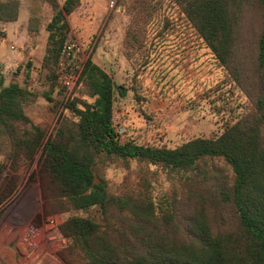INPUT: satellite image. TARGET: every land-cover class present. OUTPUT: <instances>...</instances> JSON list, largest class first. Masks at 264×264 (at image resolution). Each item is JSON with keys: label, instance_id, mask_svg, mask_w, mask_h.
Listing matches in <instances>:
<instances>
[{"label": "rangeland", "instance_id": "obj_1", "mask_svg": "<svg viewBox=\"0 0 264 264\" xmlns=\"http://www.w3.org/2000/svg\"><path fill=\"white\" fill-rule=\"evenodd\" d=\"M19 1L18 21L0 23V75L6 85L18 83L29 90L25 112L46 130L48 139L65 119L77 120L68 111V103L74 99L92 103L94 98L84 85L71 93L60 85L51 90L53 77L43 61L46 27L54 12L44 0ZM65 1L58 0L60 5ZM67 20V40L82 44L86 56L127 90L125 97L117 95L114 104V126L123 130L122 142L175 149L197 138L217 137L254 111L247 90L257 77V44L264 28L262 11L255 6L245 10L238 52L230 68L223 67L170 0H80ZM11 151L12 146L0 139V193L10 180L15 179L17 186L0 206V233H18V241L26 238V251L20 249L24 255L18 264H66L61 258L66 247L57 242L60 226L71 217L92 218L105 225L106 216L92 208L47 219L39 173L42 150L34 159L23 155L18 162ZM208 165L215 183L233 175L223 160L208 161ZM94 170L95 178L106 182L111 198L130 196L152 202L161 218L172 213L182 224L195 212L196 201L188 199L184 176L159 165L101 157ZM109 208V217H119L113 203ZM210 218L216 232L237 227L231 207L216 217L211 213ZM53 237L55 242L50 240ZM40 248L42 254L37 255ZM0 260L6 264L8 258Z\"/></svg>", "mask_w": 264, "mask_h": 264}, {"label": "trees", "instance_id": "obj_2", "mask_svg": "<svg viewBox=\"0 0 264 264\" xmlns=\"http://www.w3.org/2000/svg\"><path fill=\"white\" fill-rule=\"evenodd\" d=\"M44 1L54 12L46 27L43 61L53 77V90L60 85L54 73L70 31L67 17L80 0H66L63 5L58 0ZM170 1L225 68L237 55L246 8L255 6L264 18V0ZM20 7L19 0H0V23L17 22ZM257 48V77L247 90L254 111L217 137L197 138L175 149L121 141L114 126V104L117 95L125 97L127 90L91 59L75 90L84 85L94 102L68 103L77 120L65 119L48 139L46 130L25 112L29 90L18 83L6 85L0 75V139L12 146L16 162L23 155L32 160L42 150L39 173L45 217L92 208L106 216L105 225L92 218L71 217L60 226L66 240L61 258L66 264H264V28ZM101 157L138 160L184 176L188 199L197 205L187 224L172 213L162 219L152 202L130 196L111 198L104 180L95 184L94 169ZM215 160L230 166L229 180L215 183L210 178L208 161ZM14 180L4 185L0 206L14 195ZM110 203L119 217H109ZM226 207L234 210L237 227L216 232L210 215H222Z\"/></svg>", "mask_w": 264, "mask_h": 264}, {"label": "built area", "instance_id": "obj_3", "mask_svg": "<svg viewBox=\"0 0 264 264\" xmlns=\"http://www.w3.org/2000/svg\"><path fill=\"white\" fill-rule=\"evenodd\" d=\"M87 50L82 44L73 40H67L62 48L58 65L55 71L59 84L71 93L78 86L81 75L88 61ZM122 129L116 130L118 136L122 134ZM51 241H56L53 237ZM58 245H66V240L60 235Z\"/></svg>", "mask_w": 264, "mask_h": 264}, {"label": "crops", "instance_id": "obj_4", "mask_svg": "<svg viewBox=\"0 0 264 264\" xmlns=\"http://www.w3.org/2000/svg\"><path fill=\"white\" fill-rule=\"evenodd\" d=\"M20 237L23 238L22 235ZM20 239L18 241V233H0V257L8 258L6 264H18V262L20 261V255H24L22 252L20 253V249L26 251V248H24L25 246L23 244L26 238L24 237L23 241H21ZM11 246H13L14 248H12ZM38 254H42V248L37 251V255ZM0 264H2L1 260Z\"/></svg>", "mask_w": 264, "mask_h": 264}, {"label": "water", "instance_id": "obj_5", "mask_svg": "<svg viewBox=\"0 0 264 264\" xmlns=\"http://www.w3.org/2000/svg\"><path fill=\"white\" fill-rule=\"evenodd\" d=\"M100 182L95 178V184H99Z\"/></svg>", "mask_w": 264, "mask_h": 264}]
</instances>
